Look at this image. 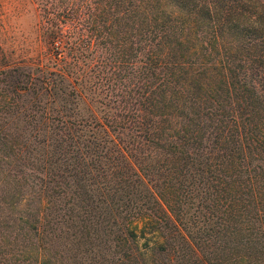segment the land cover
I'll use <instances>...</instances> for the list:
<instances>
[{"label":"trees","instance_id":"1","mask_svg":"<svg viewBox=\"0 0 264 264\" xmlns=\"http://www.w3.org/2000/svg\"><path fill=\"white\" fill-rule=\"evenodd\" d=\"M37 9L51 66L0 47V203L25 173L41 206L0 264H62V229L106 244L82 264H264V0Z\"/></svg>","mask_w":264,"mask_h":264},{"label":"rangeland","instance_id":"2","mask_svg":"<svg viewBox=\"0 0 264 264\" xmlns=\"http://www.w3.org/2000/svg\"><path fill=\"white\" fill-rule=\"evenodd\" d=\"M40 0H0V47L5 51L4 54L8 57L7 60L17 61L22 58H35L40 59L43 64L51 66L53 62L51 52L39 44V11L37 9ZM44 1V0H43ZM95 55L108 53L101 45L96 46ZM29 172V171H27ZM23 177H25L23 179ZM20 183L24 186L22 190H18L12 199L10 195L5 197V201H14L15 208L8 207L4 203H0L2 211L0 215L3 216H17L20 210L25 212H33L35 208H39L40 199L30 194V191H35L36 184L30 183L31 179L25 173L22 174ZM12 185V183H11ZM7 186L0 181V201L1 196L4 194ZM12 193V191H11ZM25 200L22 201V198ZM2 202V201H1ZM18 203V204H17ZM20 203V204H19ZM13 206V207H14ZM5 224V223H4ZM11 224V222H10ZM61 230L58 234L56 244L50 248L51 258H60L62 264H82L79 260L81 258V251H85V256L88 258L93 254L102 253L103 249L107 248L106 244L101 243V238L95 233L89 232L90 238H78V234L72 233L71 229L67 232ZM185 233L188 234L187 231ZM194 233V232H192ZM198 235V232L193 235ZM81 243V244H79ZM200 256H204L201 250H198ZM74 254L78 262H74L71 256ZM68 256L66 260L65 258ZM73 261V262H72Z\"/></svg>","mask_w":264,"mask_h":264}]
</instances>
